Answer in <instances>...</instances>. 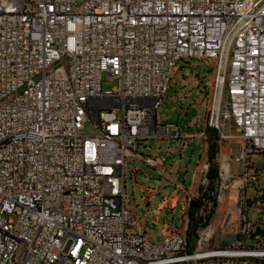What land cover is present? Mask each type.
Listing matches in <instances>:
<instances>
[{"label":"built area","instance_id":"2783aa9c","mask_svg":"<svg viewBox=\"0 0 264 264\" xmlns=\"http://www.w3.org/2000/svg\"><path fill=\"white\" fill-rule=\"evenodd\" d=\"M190 58L212 73L206 128L234 127L244 171L232 245L201 250L211 228L188 254L181 232L150 241L126 182L129 158L157 165L137 144L179 137L157 112ZM256 153L264 173V0H0V264H264Z\"/></svg>","mask_w":264,"mask_h":264},{"label":"rangeland","instance_id":"374dc122","mask_svg":"<svg viewBox=\"0 0 264 264\" xmlns=\"http://www.w3.org/2000/svg\"><path fill=\"white\" fill-rule=\"evenodd\" d=\"M211 75L212 73L211 71H209L206 62L196 58L181 60L178 62V69L176 70L175 74L171 79L170 89L166 95L169 97L170 95H175L177 94V92L180 91L179 93H181L183 96H186V98L188 99H186V101L184 102L180 117L185 118L187 120L192 119L193 117H197L198 124L201 127L204 126V123L206 121V109L209 104L210 98L207 84L208 81L211 79ZM114 86L115 81L110 79L107 75H104L102 84L103 91L111 90ZM169 109L170 108L167 106L163 99L162 104L157 112V118L159 122H164V119H166L167 121H174V119L179 116L178 112L173 113V111H169ZM83 133L86 135H92L94 134V129L90 124H87L85 129L83 130ZM224 134L226 135V137H222L221 134H219V152L217 155V162L219 164V178L224 184L222 195L229 191H232L235 196H238V194L242 192L241 189H238V186L240 185V175H242L244 171L243 164L241 162H237L235 170L236 175L234 174V171H232L231 175L229 173L227 175L222 176L221 168L222 164L224 163V159L226 158L225 162L227 163L232 162V160H230V158L228 157H225L222 152H224L225 148H227L233 155V157H235L240 153L242 142L240 141V139L227 137L236 135V131L233 126H226V131L224 132ZM160 146H166L165 142L161 141L160 139H154L146 140L141 142V144H137L136 149L139 153H143L145 157L151 155L153 157L160 158ZM251 157L254 160V165L250 167L251 172H255L256 169H259L260 172V179L257 186L251 184L245 190V195L248 198L252 199L257 193L256 187H264V173L260 171L263 166V155L260 153H256L252 154ZM179 160L180 156L179 153H177L173 162V175L175 178L177 177V180L179 182H184V177H186L185 183L188 184V178L191 174L190 170L186 172L189 165L188 158H183L181 164ZM133 166H136V168L139 169L135 176L131 175ZM169 166L170 165H168V167ZM127 168V207L132 211V213L136 217L140 218L143 221L147 231V236L150 241L153 243L159 242L158 240L160 239V221L156 224L154 222H151L150 212L152 208L157 205L160 199L166 197L169 193H171V189L167 186L166 188H164L160 184L159 176L155 169L142 160L129 158L127 160ZM178 168L180 169V171L178 176H176V170ZM208 185L209 180L204 185V188H207ZM148 187L155 188L156 190L157 188H161V191L158 194H154L153 192L145 193V188ZM211 195H213V193H211ZM146 201L149 202V205L146 204ZM209 209L210 203L207 210ZM257 215L258 214L256 208L251 207L249 212L250 219L252 221L256 220ZM175 219L178 222L177 215ZM234 219L237 220V213H235L233 220ZM209 229H211L210 224L207 227L200 229L199 234L204 232L206 233L209 231ZM217 238L220 239L222 247H230L232 245V241L223 237V235H218ZM205 249H207V247L203 246L201 250ZM186 252L188 254L192 253V251H189L188 249Z\"/></svg>","mask_w":264,"mask_h":264},{"label":"crops","instance_id":"0c3cea01","mask_svg":"<svg viewBox=\"0 0 264 264\" xmlns=\"http://www.w3.org/2000/svg\"><path fill=\"white\" fill-rule=\"evenodd\" d=\"M180 92V91H179ZM177 92L175 95L166 96L164 98L165 103L170 108L169 111L173 113L178 112L179 116L174 119V121H167L166 123H175L180 126L179 137H173L171 139H162L166 146H160V158L153 157L157 160L156 166H151L158 173L160 184L166 188L171 189L166 197L160 199L155 207L152 208L150 212V221L155 224L160 221V239L170 233L181 232L186 234L188 228V216L187 209L189 207V200L197 198L200 195L201 187L209 180L208 171L205 170V165H208V155H209V144H210V134L206 128V121L204 126L201 127L198 124V118L193 117L192 119H185L180 117L182 112L184 102L186 101V96ZM187 141L188 145L184 147V143ZM170 148L173 149L172 152L168 151ZM179 153L180 164L183 158H188V170L191 174L188 178V184L185 183L186 177H184V182H179L177 177L173 175V162L175 155ZM225 157L230 158L232 162H225L222 164L221 173L227 175V173L232 174L234 171L236 175V164L234 162V157L230 151L225 148L222 152ZM218 158V157H217ZM168 165H170L168 167ZM223 166L226 168H223ZM139 169L133 166L132 176L137 174ZM180 169L176 170V176H178ZM175 172V170H174ZM161 188H145V193H160ZM237 201V196L229 191L222 195V199L218 202L215 214L210 220L211 228L215 230V234L209 242H205L204 246H221L220 239L217 238L218 235H223V237L232 241V236L238 230V221L233 220L235 213H237L235 205ZM149 205V202L146 201ZM178 216V222L175 217ZM224 217V218H223ZM238 219V215H237ZM171 220V221H170ZM211 230L205 233V235L210 234ZM217 238V239H216ZM202 264H221L216 261H204Z\"/></svg>","mask_w":264,"mask_h":264},{"label":"trees","instance_id":"16d2710c","mask_svg":"<svg viewBox=\"0 0 264 264\" xmlns=\"http://www.w3.org/2000/svg\"><path fill=\"white\" fill-rule=\"evenodd\" d=\"M210 134L209 155H208V178L207 188L201 187L200 195L190 201L187 209L188 228L186 231L187 249L193 251L199 239V230L210 224L211 217L215 214L217 201V188L220 184L219 164L217 155L219 152V133L215 129L207 128ZM213 193V195H211ZM210 203V209H208Z\"/></svg>","mask_w":264,"mask_h":264},{"label":"bare ground","instance_id":"6f19581e","mask_svg":"<svg viewBox=\"0 0 264 264\" xmlns=\"http://www.w3.org/2000/svg\"><path fill=\"white\" fill-rule=\"evenodd\" d=\"M224 168H226V166Z\"/></svg>","mask_w":264,"mask_h":264}]
</instances>
